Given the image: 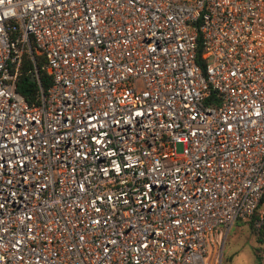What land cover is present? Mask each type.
Segmentation results:
<instances>
[{"label": "built area", "instance_id": "obj_1", "mask_svg": "<svg viewBox=\"0 0 264 264\" xmlns=\"http://www.w3.org/2000/svg\"><path fill=\"white\" fill-rule=\"evenodd\" d=\"M263 196L264 0H0V264H222Z\"/></svg>", "mask_w": 264, "mask_h": 264}, {"label": "trees", "instance_id": "obj_2", "mask_svg": "<svg viewBox=\"0 0 264 264\" xmlns=\"http://www.w3.org/2000/svg\"><path fill=\"white\" fill-rule=\"evenodd\" d=\"M31 47L33 46L31 45ZM34 60L38 74V83L35 80L33 81L30 80V77L33 72V68H32V62L29 58V54L27 53V51H24L22 54V60L19 67V72L15 81V90L23 97V99L29 105H34L38 103V99H39L38 86L40 85L42 90L45 91L46 88L49 86V82H50L49 76L44 72L43 69H41L42 58L35 56ZM263 204H264V196L261 198L259 204L257 205V208L253 211V214L250 216V218L246 220H241L247 222L249 228L252 230V232L255 235L256 241L259 244H261V248H259L261 252L255 250L256 264H261L264 256V247H263L264 226L263 224H260L259 227H255L254 220L258 217V214L262 209Z\"/></svg>", "mask_w": 264, "mask_h": 264}, {"label": "rangeland", "instance_id": "obj_3", "mask_svg": "<svg viewBox=\"0 0 264 264\" xmlns=\"http://www.w3.org/2000/svg\"><path fill=\"white\" fill-rule=\"evenodd\" d=\"M179 149V145H177ZM259 244L246 221L238 220L230 228L223 248L222 264H256Z\"/></svg>", "mask_w": 264, "mask_h": 264}, {"label": "water", "instance_id": "obj_4", "mask_svg": "<svg viewBox=\"0 0 264 264\" xmlns=\"http://www.w3.org/2000/svg\"><path fill=\"white\" fill-rule=\"evenodd\" d=\"M30 80L31 81L36 80L35 76L34 75H31Z\"/></svg>", "mask_w": 264, "mask_h": 264}]
</instances>
